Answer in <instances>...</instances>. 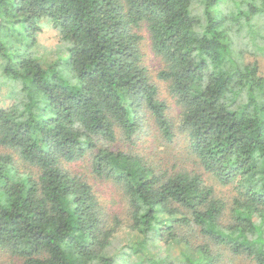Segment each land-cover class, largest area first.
Masks as SVG:
<instances>
[{
	"label": "trees",
	"instance_id": "obj_1",
	"mask_svg": "<svg viewBox=\"0 0 264 264\" xmlns=\"http://www.w3.org/2000/svg\"><path fill=\"white\" fill-rule=\"evenodd\" d=\"M45 25L57 51L39 42ZM260 54L264 0H0V254L15 264H264V72L247 61ZM145 117L164 144L182 138L181 157L113 148L118 137L133 143ZM86 159L88 174L120 191L121 211L66 167ZM227 185L230 199L216 193Z\"/></svg>",
	"mask_w": 264,
	"mask_h": 264
},
{
	"label": "rangeland",
	"instance_id": "obj_2",
	"mask_svg": "<svg viewBox=\"0 0 264 264\" xmlns=\"http://www.w3.org/2000/svg\"><path fill=\"white\" fill-rule=\"evenodd\" d=\"M139 33L142 34L144 39L142 40V52L144 63L147 66L151 76L156 80L159 86L160 96L168 104V116L174 120L179 112V107L175 103V100L170 96L166 84L164 81L158 79L157 73L162 68V61L158 56L154 54L150 46V38L147 29L141 27ZM39 42L48 46L51 50H58V37L56 30L49 26H43L42 33L38 37ZM59 55L63 56L66 54L64 50ZM58 54V53H57ZM247 61L256 62L259 70L264 72V55H255L247 57ZM8 85L5 84V81L0 77V99L1 102H9V99L3 97V95L8 90ZM146 118V117H145ZM113 148L121 150H131L133 152L147 153L151 151L152 155L158 156L163 160H175V157H181L185 150L186 144L181 137L176 136L169 144H164L163 138L159 135L156 126L150 120L146 118L145 122L142 125L141 131L134 137V142H126L122 138L118 137L116 142L113 144ZM191 163V161H187ZM193 165V164H192ZM66 167L72 171L87 173L89 172V163L88 159L84 161H76L67 163ZM96 191L98 192L100 198L107 204L111 209L116 210L117 212L121 211L123 207V199L120 191L115 187L114 184L97 180L93 178L92 174H88ZM217 194L223 195L226 199H230L233 194L231 186H218L216 190ZM246 260L242 256H235L231 259L228 264H246ZM15 264L8 255L0 254V264Z\"/></svg>",
	"mask_w": 264,
	"mask_h": 264
}]
</instances>
